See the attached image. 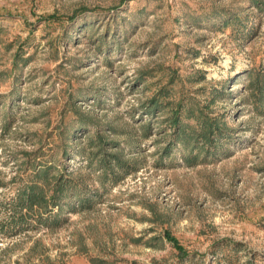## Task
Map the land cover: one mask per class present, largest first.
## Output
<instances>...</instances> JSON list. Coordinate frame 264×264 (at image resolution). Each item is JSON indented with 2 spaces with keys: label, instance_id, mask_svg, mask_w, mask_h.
<instances>
[{
  "label": "rangeland",
  "instance_id": "374dc122",
  "mask_svg": "<svg viewBox=\"0 0 264 264\" xmlns=\"http://www.w3.org/2000/svg\"><path fill=\"white\" fill-rule=\"evenodd\" d=\"M263 75L264 0H0V264H264Z\"/></svg>",
  "mask_w": 264,
  "mask_h": 264
},
{
  "label": "trees",
  "instance_id": "16d2710c",
  "mask_svg": "<svg viewBox=\"0 0 264 264\" xmlns=\"http://www.w3.org/2000/svg\"><path fill=\"white\" fill-rule=\"evenodd\" d=\"M264 76V75H263ZM259 79L257 81H253L252 85L256 89V93L253 92V95L256 96V101H261L264 98V79L259 84ZM256 94V95H255ZM155 102V103H154ZM147 108V112L151 109V106H156V98L152 99V102ZM172 124L174 126V134L178 138V142H184V138L189 136L184 129L183 124L180 122L179 117L177 115H174L172 118ZM201 133H199L202 139V142L207 144H216L219 142L221 135L222 128L219 126V123L217 121V118H210V117H204L201 121ZM215 133H219L217 136ZM189 138V137H188ZM49 167H41L39 170L36 171L34 174V178L38 180L39 177H41L42 174H45L47 172ZM49 183V182H47ZM57 189L59 187L55 186ZM43 187H41L37 181L31 182L30 184H27L23 186L18 194L16 201L12 203V207L15 209V213H17L18 221L22 222L25 218V214L21 213V209L23 206L27 207L29 210H32L33 206H37L41 208L43 211L38 213V218L41 219L43 217V214L48 212V206L49 204H52L53 206L58 205V202L55 199V194H52L50 198L47 200L43 193ZM56 189L53 191L55 193ZM49 202V203H48ZM19 210V211H18ZM19 212V214H18ZM13 216V215H12ZM14 219V218H13ZM166 235L169 237V239L173 242L174 247L178 249L180 252L182 250V247L178 243L175 237L169 235L166 233Z\"/></svg>",
  "mask_w": 264,
  "mask_h": 264
}]
</instances>
